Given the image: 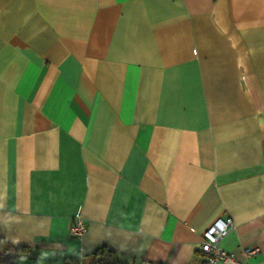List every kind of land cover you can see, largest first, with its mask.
Segmentation results:
<instances>
[{
  "label": "crops",
  "instance_id": "crops-1",
  "mask_svg": "<svg viewBox=\"0 0 264 264\" xmlns=\"http://www.w3.org/2000/svg\"><path fill=\"white\" fill-rule=\"evenodd\" d=\"M227 216L264 264V0H0V247L201 264Z\"/></svg>",
  "mask_w": 264,
  "mask_h": 264
},
{
  "label": "built area",
  "instance_id": "built-area-1",
  "mask_svg": "<svg viewBox=\"0 0 264 264\" xmlns=\"http://www.w3.org/2000/svg\"><path fill=\"white\" fill-rule=\"evenodd\" d=\"M233 226L232 218L216 217L201 232V238L197 246L198 253L202 256L201 264H250L247 260H238L232 253L228 252L219 245L221 238ZM86 230L85 223L76 214L69 227L71 235L81 238ZM253 250H247L246 256Z\"/></svg>",
  "mask_w": 264,
  "mask_h": 264
},
{
  "label": "trees",
  "instance_id": "trees-1",
  "mask_svg": "<svg viewBox=\"0 0 264 264\" xmlns=\"http://www.w3.org/2000/svg\"><path fill=\"white\" fill-rule=\"evenodd\" d=\"M67 264H132L122 260L107 246L99 245L91 254L81 258H69Z\"/></svg>",
  "mask_w": 264,
  "mask_h": 264
},
{
  "label": "flooded vegetation",
  "instance_id": "flooded-vegetation-1",
  "mask_svg": "<svg viewBox=\"0 0 264 264\" xmlns=\"http://www.w3.org/2000/svg\"><path fill=\"white\" fill-rule=\"evenodd\" d=\"M17 262V257L12 251L0 247V264H16Z\"/></svg>",
  "mask_w": 264,
  "mask_h": 264
},
{
  "label": "rangeland",
  "instance_id": "rangeland-1",
  "mask_svg": "<svg viewBox=\"0 0 264 264\" xmlns=\"http://www.w3.org/2000/svg\"><path fill=\"white\" fill-rule=\"evenodd\" d=\"M16 264H26V263H24L22 261H18Z\"/></svg>",
  "mask_w": 264,
  "mask_h": 264
},
{
  "label": "water",
  "instance_id": "water-1",
  "mask_svg": "<svg viewBox=\"0 0 264 264\" xmlns=\"http://www.w3.org/2000/svg\"><path fill=\"white\" fill-rule=\"evenodd\" d=\"M10 253V252H9Z\"/></svg>",
  "mask_w": 264,
  "mask_h": 264
}]
</instances>
